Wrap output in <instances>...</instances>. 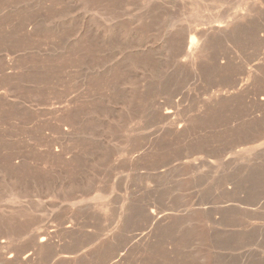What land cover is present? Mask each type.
Masks as SVG:
<instances>
[{
	"label": "rangeland",
	"instance_id": "obj_1",
	"mask_svg": "<svg viewBox=\"0 0 264 264\" xmlns=\"http://www.w3.org/2000/svg\"><path fill=\"white\" fill-rule=\"evenodd\" d=\"M257 35L264 0H0V264H264Z\"/></svg>",
	"mask_w": 264,
	"mask_h": 264
},
{
	"label": "bare ground",
	"instance_id": "obj_2",
	"mask_svg": "<svg viewBox=\"0 0 264 264\" xmlns=\"http://www.w3.org/2000/svg\"><path fill=\"white\" fill-rule=\"evenodd\" d=\"M259 36L257 35V37H255L256 38V40H259V42H262V43H264L263 41H264V39L262 40L261 38L260 39H257ZM181 38V37H180ZM183 39V38H182ZM196 39V38H195ZM184 40V39H183ZM186 41V40H185ZM197 42V41H196ZM258 42V41H257ZM181 43V42H180ZM187 43V42H186ZM198 44V43H197ZM257 44V43H256ZM185 45V44H184ZM183 45V46H184ZM193 43L191 42L190 43V47H189V49H188V53L190 52L191 53V51H193L192 49H193ZM183 46H182V49H183ZM186 46V45H185ZM184 46V47H185ZM181 47V46H180ZM197 47H198V45H197ZM261 47V46H260ZM262 47H264V46H262ZM184 50V49H183ZM191 50V51H190ZM196 50H198V49H196ZM262 56H264L263 54H264V49L262 48ZM258 52V51H257ZM260 56H261V54H259ZM198 56V55H197ZM188 58H189V56H188ZM190 59V58H189ZM261 63V62H260ZM238 95V94H237ZM218 97V96H217ZM218 99H219V97H218ZM252 106L253 107H251V108H260L261 106H262V104H260V103H258V102H253L252 103ZM263 109V108H262ZM259 111V110H258ZM261 111V110H260ZM170 111H165V115L168 117V116H170ZM262 113H263V110H262ZM248 118V117H247ZM149 216V218H150V221L152 220V222H154V223H157V222H159V216L157 215V214H155V212H151L150 213V215H148ZM162 216V215H161ZM163 218V217H162ZM148 219V218H147ZM141 238V237H140ZM137 239V238H136ZM45 240H47L45 237H43V238H41V241L40 242H45ZM138 240V239H137ZM142 240H143V237H142ZM136 241V240H135ZM145 241V240H144ZM33 255L31 254V253H28V254H25L24 255V257H23V259L24 260H26V261H29L30 259L32 260L33 258ZM18 257L16 256V255H13V254H10L9 256H8V259H17ZM118 259H119V257H118ZM122 259V257L120 258V260ZM117 260V259H116Z\"/></svg>",
	"mask_w": 264,
	"mask_h": 264
}]
</instances>
